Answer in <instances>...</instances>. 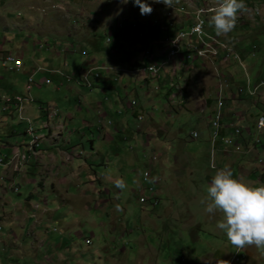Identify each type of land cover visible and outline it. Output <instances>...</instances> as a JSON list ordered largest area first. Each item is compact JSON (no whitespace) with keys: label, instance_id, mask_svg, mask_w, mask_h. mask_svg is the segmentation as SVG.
I'll return each mask as SVG.
<instances>
[{"label":"rangeland","instance_id":"obj_1","mask_svg":"<svg viewBox=\"0 0 264 264\" xmlns=\"http://www.w3.org/2000/svg\"><path fill=\"white\" fill-rule=\"evenodd\" d=\"M144 2L150 3V14L140 15L132 0H0V57L11 53L23 64L17 73L0 69V157L4 159L6 156L5 146H13L22 152L29 142V137L24 135L27 127L24 119H29L40 136L39 143L47 136L46 128L51 125L43 126L48 122L50 109L60 116L70 114L72 118L66 123L63 139L71 141L70 146L81 145L79 156L82 159H95L97 152L105 159L103 165L97 162L93 168L106 177L98 192L107 202L103 211L91 212L92 221L99 225L98 233H93L95 237L88 239L87 234L92 230L85 226L70 229V232L78 230L82 238L75 235L66 238L59 252L62 259L66 258L64 261L68 264H147L151 262L146 258L147 253L154 251L158 260L154 257L152 260L160 264H214L213 261L227 264L236 253V246L215 227L221 214L205 211L206 180L203 176L210 164V137L213 133L209 128L210 112H197L194 106L196 103L202 105L204 99H212L214 104L215 94L221 89L227 123L243 120L244 126L252 133L248 138L249 146L254 138L260 142L251 155H245L243 151L233 154L236 160L241 157L246 161L244 169H239L242 177L238 179H247L255 170L262 173L264 129L257 131L254 126L257 115L264 114V110L251 101L261 103L264 94V0H245V10L238 11L234 28L227 34L217 35L208 23L212 12L205 14L206 33L220 37L216 40L233 53L223 62L218 58L212 63L205 60L184 65L181 60L178 63L181 71L177 75L183 79L176 81L171 88L164 76L160 83V79L153 77L143 82L148 80H144L148 75L135 74L133 71L137 67L120 68L117 70H124L123 73L117 72L110 65L121 67L122 63L115 64L112 59L119 57L124 61L130 57L138 63L144 51L150 50L155 55V62L160 64L166 57L160 55L158 50L163 45L157 42L177 28L187 30L185 26L190 25L194 13L198 9H213L217 0H169L168 4L161 0ZM167 25L176 29L168 30V26L162 31ZM133 26L135 30H132ZM140 33L142 38L137 35ZM108 37L109 43L106 42ZM233 54L239 57V63ZM90 63L103 64L110 71L94 72L96 68H89ZM142 64L149 66L145 62ZM87 68L99 76L89 77L93 88H88L91 89L83 84L82 79ZM145 72L149 73L147 69ZM30 76L33 83L27 92L25 87ZM184 80H188V86ZM253 89L256 90L255 97L249 93ZM102 92L107 99L100 97L104 95ZM174 95L175 100L171 99ZM5 97L25 98L30 104L24 102L19 109L18 106H7ZM127 101L135 103L132 109L127 106ZM93 102L106 104L103 110L112 124L107 130L112 137L110 143L98 138L101 131L95 126L83 129L82 121L93 123L88 119L95 115L91 106ZM251 106H255L252 111ZM261 106H264V100ZM5 107L9 110H4ZM137 116L143 120L139 121ZM159 128L164 130L158 138L161 147L155 148L149 142L148 149L144 148L143 135H155ZM193 132L198 136L196 140L190 136ZM91 143L95 147L93 150ZM41 144L36 157L30 156L29 163L26 162L27 174L14 172L12 179L3 181L4 191L0 197L6 205L0 207L24 209L27 200L36 203L37 207H46L52 211L48 223L43 222L50 232V243H59L61 223L71 220L72 215H64V211L57 208L60 204L50 188L41 189L33 183L42 176V171L32 160L38 157V150L43 147ZM175 159L184 168V180H177L170 172ZM257 160H262V166H257ZM12 162V169H19V159H10L5 165ZM114 162L119 163V169L115 168ZM145 174L149 175L147 181H144ZM117 179L123 181V189L114 187ZM260 181L264 183V172ZM104 188L108 194H104ZM150 189L153 193L149 192ZM164 190L168 192L157 197L156 194ZM190 190L195 191V196ZM33 192L35 195L30 198ZM186 196L191 198L187 200ZM82 205L83 202L77 200L72 206ZM13 213L19 214L18 211ZM0 225V264H33L30 256L13 248L7 225ZM14 235H19L17 230ZM141 237L145 240L142 245L137 242ZM87 241L91 242L88 246L84 244ZM23 243L26 241L21 243L18 240L15 244L20 246ZM216 251H224L227 256L221 258ZM47 252L45 256L50 254ZM239 259L237 264H264V251L247 245L245 255L241 253Z\"/></svg>","mask_w":264,"mask_h":264},{"label":"crops","instance_id":"obj_2","mask_svg":"<svg viewBox=\"0 0 264 264\" xmlns=\"http://www.w3.org/2000/svg\"><path fill=\"white\" fill-rule=\"evenodd\" d=\"M136 52L137 51L133 53ZM112 55L113 54H111L110 56L112 57ZM181 55L182 54L176 56L174 59L178 58L179 56L181 57ZM115 59L116 58L112 59V61H116L115 64L119 62L122 63L121 67H116L115 65L111 64L110 66L113 67L115 70L120 68L124 70H128L137 67L136 70L133 71L136 72L135 74L138 73L146 74L145 72H143L145 67L143 71H140L139 70L140 67L138 66V63L134 62L130 57L124 59V61L120 60L119 57H117V60ZM175 66L177 67L178 71H181V66L179 64H176ZM91 67L101 68L106 66H103V64H92V66H90L89 68ZM124 70L122 71L116 70V71L123 73ZM107 71H110V69H108ZM92 72L93 70H89V73ZM94 72H96V70H94ZM163 76L167 77V73L165 72V74H163L161 77L155 78L156 80L160 79L158 83H160L163 80ZM145 79L148 80L143 82H148L149 79H152V77L148 75L146 78H144V80ZM185 81L188 86V80ZM102 93L104 95H101L100 97H102L103 99H107L105 93L104 92ZM174 97H176V95H174ZM260 99H261V103L255 100H252L251 102L254 103L256 107L262 108L261 105L264 100V94ZM210 100L211 99H208V104L212 109H214L213 107L214 104L210 103L209 102ZM104 105L106 104L104 103L102 104L99 102L91 103V106L94 107L93 111L95 115L91 116V118L89 117L88 119L91 120L93 123L90 124L87 121H82V124L84 130L95 126V128L98 131H101L99 132L98 138H102L103 141L110 143L112 141V137H109L107 130L108 128L112 127V124L107 119L108 115L103 110ZM127 106L131 108L130 103L128 101H127ZM254 107L255 106H251L250 110L252 111ZM194 109L197 112H199V110L202 109L201 104L196 103ZM194 109L192 108L191 110ZM24 110L25 108L23 107L22 112H24ZM54 112L56 116L54 118H47L48 122L43 124V126L48 124L51 125L46 128L47 138L42 137L43 138L42 142H40L39 140V143L40 144L42 143L41 145L43 147L39 148L40 150H38V157L32 160L35 161L37 168H40V170L42 171V176H40L37 181H33V183H35L37 187L41 189L44 187L50 188L51 192L54 195H56V199H58V202L60 204V207L57 208L59 209L61 208V210L64 211L63 212L64 215L67 216L72 215L71 220L61 223L62 234L60 236V239H58L59 243H55V242L50 243L51 235L50 232H47V226H46L47 224L43 222L47 221L48 223V218L51 217L50 215L52 214V211L46 209V207H37L36 203L31 204L32 201L30 200H27V207H24V209L23 207H16L14 210L12 209L13 207L11 209L7 207H0V224L7 225L8 228L7 234L12 238L11 245L13 246V248L16 247L17 250H20L23 255L30 256V261L32 260L33 264H52V263L68 264L66 261H64L66 258L62 259L59 254L61 248L65 244L66 238H71L73 235L82 238V235L80 234V232H78V230H75V232L74 231L70 232V229L71 228L81 229L82 226H85L88 227L89 230H92L90 233L87 234L88 239L90 240L92 237H95L93 233L94 232L98 233L99 225L94 224V221H92L91 212L94 210L103 211V209L105 208L104 206L107 202L103 200L102 196L98 192L99 191L98 188H101L103 186L102 182L103 180L106 181V177L103 174H99V170L93 168L94 164H96L97 162H100L103 165V160L105 159L102 156H98V152L96 153L95 159L92 157L91 159L90 157L84 159L80 158L79 155L81 152L79 151V148L81 147V145L75 144L73 146H70L72 145L71 141L63 139L66 123L69 120H71L72 117L70 116V114L67 113H65V115L62 114V116H60L58 115V113L56 114L55 110L51 109V114ZM134 115H136V112H134ZM137 118L139 120V116ZM226 129H224V136L227 135ZM69 133L70 132H68V134ZM163 133L164 130L159 128L157 129L155 135L150 136L144 134L145 136L143 135L142 137L144 148L148 149L149 142L153 143L155 148H160L161 141H158V138L161 137ZM71 134L72 133H70L69 135ZM38 137L40 138V136ZM60 145L62 146L60 147ZM93 145H94L93 143L90 144L92 150L95 148ZM5 147H6V154H5L6 156H4V160L7 163V160L11 159V154L15 149V147L13 146H5ZM67 147H69V150L66 149ZM235 158L236 157H234L233 155H222L221 152H218L216 158V164H218L217 165L218 169H223L226 167L233 175V178L239 180L242 177L241 174H239L240 171L239 169H244L243 167L246 165L245 164L246 161L244 162V160L241 157L238 158V160H236ZM238 161H240L239 164L237 163ZM27 162L29 163V161ZM28 163H25L22 166L20 165L19 169L15 171L11 167L14 164V162H12L10 165L6 164L0 167V170L4 169L3 172L0 174V193L4 191L3 181L12 179L15 176L13 174L14 172L15 174L20 172L27 174L25 166L27 167ZM113 164L116 169L120 168L118 167L119 164L118 162H114ZM150 166L151 164L149 163V167ZM170 172L177 180H181L184 177L183 174L184 168L179 166V163L177 162L176 159L173 161V167L170 168ZM258 172L260 171L255 170L254 172H252V174L248 176L247 179H242L241 182L248 184L250 186L254 178L259 174ZM263 172L264 170L262 171V173ZM214 173L215 171L211 172L208 168V171L203 176V178L206 180V186L210 183L211 177L214 175ZM189 175H191V172L188 174V176ZM174 188H176L175 184H174ZM185 189L188 190V188H184V190ZM103 191L104 194H108V191L105 188L103 189ZM190 191L193 192V196H195V191L194 190H190ZM143 192L141 191L140 193ZM166 192L168 191L164 190L156 195L157 197H162V195ZM34 195L35 192L31 193L29 197L31 198ZM77 197H80V199H78ZM190 198L187 197L186 199L188 200ZM77 200L83 202L82 207L72 206L73 204L77 203ZM0 201H1L0 206H2V204L6 205V203L3 202V199L1 197H0ZM14 211L19 212L18 216L14 215L13 213ZM168 212H170V209L168 210ZM39 218L42 220H40ZM14 230H17V234H19L18 236L14 235ZM18 240L21 241V243L25 240L26 243H23L20 246H18L17 244H15L16 242H18ZM53 240H56V238ZM137 242L142 245L143 243H145V240L141 237L140 239H138ZM84 244L88 246L91 244V242L87 241ZM66 248H68V246H66ZM45 252L50 254L48 256H45L44 255ZM216 252H217L216 255H219L221 258L227 256V255L225 256L224 251H216ZM40 257L42 259L39 261ZM153 257L156 260H158L157 255L155 254L154 251H152V253L150 252L147 253L146 258L151 260V262H148L147 264H160V262L153 261L152 260ZM72 261H74V259ZM213 262L214 264H219L218 261H213ZM200 264H203V262Z\"/></svg>","mask_w":264,"mask_h":264},{"label":"built area","instance_id":"obj_3","mask_svg":"<svg viewBox=\"0 0 264 264\" xmlns=\"http://www.w3.org/2000/svg\"><path fill=\"white\" fill-rule=\"evenodd\" d=\"M208 12H211V10L205 11L198 9L194 15L195 17L192 19L190 26L187 30H182V28H177V30H173L176 28H168V30L171 29V31H174L167 36L158 41L157 43L160 45L162 44L163 47L160 49L159 52L160 55H165L166 60L161 62L160 64L155 62V55L150 50L144 51V55L139 60H147V65H153L154 66V72L159 71H166L167 72V83H168V76L171 75L173 66H169V62L172 64V59L174 55L179 53L180 50H187V61L184 63V65H188L189 63H193L195 61H205L209 60L212 63V58H219L221 61H225V59L229 58L233 53L230 49L227 48L223 44V47H214V40L219 39L215 38L205 31V22H204V16ZM170 17V16H169ZM162 29V28H161ZM160 29V31H161ZM167 27L163 28L162 31L166 30ZM135 30V26H133V29ZM139 38H142V34H137ZM106 42L109 43L110 39L107 38ZM224 55V56H223ZM222 56V57H221ZM234 60L240 62L239 57L233 54ZM183 65V66H184ZM90 66H92V63H90ZM23 68V64L21 59L13 55L11 53H7L4 56L1 55L0 57V69L5 70L7 72H14L17 73L21 71ZM108 67H101L96 68L97 70H103L107 71ZM117 70V69H116ZM121 71V70H119ZM84 75L82 76L83 84L86 87H92V83L89 80V77L92 76L93 78H98L99 76L95 73H89V68L85 69ZM30 83H33L32 76L28 78L27 85L25 87L26 91H30ZM44 83L48 84V81H44ZM171 88V84H169ZM218 90V89H217ZM242 91V90H241ZM240 92V91H239ZM256 90L253 89V92L249 90L250 96H253L255 94ZM217 93V92H216ZM239 96V94L237 95ZM178 98V97H177ZM171 99L175 100V97H172ZM174 100L171 101V103L174 102ZM221 100V99H220ZM24 102H27L30 104V100H27L25 98L20 97H5L4 103L7 106L13 105L15 106H22ZM135 105L134 102L130 103V106L133 107ZM202 109L201 112L209 111L210 112V124L209 128L213 130V133L210 137L211 142V150L209 155V169L210 170H217V164H216V156L218 152L226 151L227 149L232 150L233 153H238L241 151L244 144H249L248 138H251L252 133L251 130H249L248 127L244 126L243 120H240V123H233L231 122V136H224V121L227 119L225 116L223 117H216V111L212 109L208 104V99L202 100ZM9 108H4V110H8ZM264 109V106H263ZM56 115H51V109L47 113V118H54ZM143 118L139 116V121H142ZM27 127L24 131V135L29 137V142L23 147L24 150L21 152L18 148L14 149L11 154V159H19V164H24L27 162L30 156L36 157L37 149L39 147L38 143V135L36 134L35 129L30 124L29 119L23 120ZM44 124V123H43ZM254 128L257 131H262L264 129V114L257 116V122L254 126ZM192 140H196L198 138L197 134L193 132L191 135ZM250 144H252V147L258 146L260 144L258 139H253L250 141ZM253 149H247V153L251 152ZM10 160V159H9ZM8 161V160H7ZM5 160L0 157V167L5 165ZM258 165H262V161H257ZM149 175L145 174L144 181H147ZM14 191H17V189H14ZM149 192H153L152 189L149 190ZM141 202H143L141 200ZM1 230V225H0ZM245 246L243 247H237V259H230L228 264H236L240 261L239 255L242 253H245ZM243 258V256H242Z\"/></svg>","mask_w":264,"mask_h":264},{"label":"clouds","instance_id":"obj_4","mask_svg":"<svg viewBox=\"0 0 264 264\" xmlns=\"http://www.w3.org/2000/svg\"><path fill=\"white\" fill-rule=\"evenodd\" d=\"M161 2L168 4L169 0H161ZM132 3L138 6L140 15L151 13L150 3L144 2V0H132ZM245 8V0H217L216 6L211 9L212 14L208 23L214 28L217 35L227 34L234 28L238 11L242 12ZM209 102L211 103V100ZM226 120L224 122L227 123ZM249 147L253 150L247 153ZM256 147H252V144L250 146L244 144L241 151L245 155H251ZM219 152L222 155L225 153V155L228 153H231L230 155L237 154L230 149ZM261 176L262 173L258 174L249 186L233 178L231 172L225 167L215 170L210 183L206 186L205 211L208 213L217 211L221 214V218L216 221L215 227L236 248L251 245L264 251V183L260 181ZM114 187L123 189L125 185L122 180L117 179Z\"/></svg>","mask_w":264,"mask_h":264},{"label":"bare ground","instance_id":"obj_5","mask_svg":"<svg viewBox=\"0 0 264 264\" xmlns=\"http://www.w3.org/2000/svg\"><path fill=\"white\" fill-rule=\"evenodd\" d=\"M175 28V26H170V25H167V28ZM214 47H223V44L218 42L216 39L214 40ZM181 55V58L180 59H174L176 56L178 55ZM180 57V56H179ZM174 59V60H173ZM172 59V65H173V70H172V73L171 75L168 76V84H171L172 85H175L176 81H180L181 79H183L182 76H179L177 75L180 71H178L177 67L175 66L176 64H178L181 60H183L184 62L187 61V50H180L179 53H177L176 55H174ZM218 60V58H212V62L213 60ZM139 63H142V62H146L147 64V60H138ZM144 67H140V71H143ZM148 70L149 73L145 72V70ZM146 74H148L149 76L153 77V78H159L161 75L165 74L166 71H159V72H154V66L153 65H149V66H146L144 71ZM93 73V72H92ZM167 73V72H166ZM169 79H172L171 82H169ZM184 83L185 85L187 86L186 84V81L184 80ZM92 88V87H91ZM90 88V89H91ZM181 91V89H180ZM180 93V92H179ZM222 93L223 91L221 89H219V91H217V93L215 94V100H214V104H215V108H214V111H216V117H223L225 116L224 115V110L222 107V104L221 103V100H222ZM221 99V100H220ZM223 101V100H222ZM211 103H212V99H211ZM17 107V106H16ZM20 106H18V109H19ZM55 114V113H53ZM257 116H260V115H257ZM236 121V120H235ZM233 122V123H240V119H238L236 122ZM228 129V134L226 136H231V123H226L224 122V129ZM227 129H226V132H227ZM39 139V138H38ZM233 257V258H232ZM231 259H236L237 257V251L236 253L234 254V256H232Z\"/></svg>","mask_w":264,"mask_h":264},{"label":"trees","instance_id":"obj_6","mask_svg":"<svg viewBox=\"0 0 264 264\" xmlns=\"http://www.w3.org/2000/svg\"><path fill=\"white\" fill-rule=\"evenodd\" d=\"M160 33H161V32H160ZM108 38L110 39V37H108ZM145 64H146V62H145ZM138 66H139V67H145V65H143L142 63H139V62H138ZM87 88H88V87H87ZM92 88H93V85H92ZM88 89H90V88H88Z\"/></svg>","mask_w":264,"mask_h":264}]
</instances>
